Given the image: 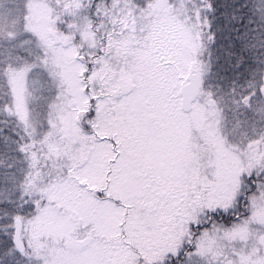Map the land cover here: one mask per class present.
<instances>
[{
  "label": "snow or ice",
  "instance_id": "1",
  "mask_svg": "<svg viewBox=\"0 0 264 264\" xmlns=\"http://www.w3.org/2000/svg\"><path fill=\"white\" fill-rule=\"evenodd\" d=\"M0 264H264V0H0Z\"/></svg>",
  "mask_w": 264,
  "mask_h": 264
}]
</instances>
